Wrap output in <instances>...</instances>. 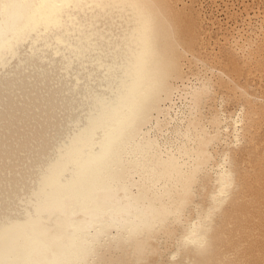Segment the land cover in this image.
<instances>
[{"label": "bare ground", "instance_id": "obj_1", "mask_svg": "<svg viewBox=\"0 0 264 264\" xmlns=\"http://www.w3.org/2000/svg\"><path fill=\"white\" fill-rule=\"evenodd\" d=\"M0 20V264H264V0Z\"/></svg>", "mask_w": 264, "mask_h": 264}, {"label": "snow or ice", "instance_id": "obj_2", "mask_svg": "<svg viewBox=\"0 0 264 264\" xmlns=\"http://www.w3.org/2000/svg\"><path fill=\"white\" fill-rule=\"evenodd\" d=\"M20 2H27V0H20ZM36 3L38 6L43 7L45 5H51L53 7L57 6H64L69 5L70 6V0H36ZM3 21L0 20V29L3 28Z\"/></svg>", "mask_w": 264, "mask_h": 264}]
</instances>
